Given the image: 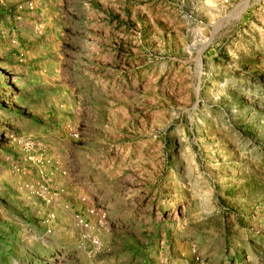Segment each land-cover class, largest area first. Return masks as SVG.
Returning <instances> with one entry per match:
<instances>
[{
	"label": "rangeland",
	"instance_id": "1",
	"mask_svg": "<svg viewBox=\"0 0 264 264\" xmlns=\"http://www.w3.org/2000/svg\"><path fill=\"white\" fill-rule=\"evenodd\" d=\"M0 264H264V0H0Z\"/></svg>",
	"mask_w": 264,
	"mask_h": 264
}]
</instances>
